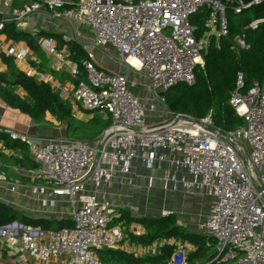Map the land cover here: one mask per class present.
<instances>
[{"label": "built area", "instance_id": "built-area-1", "mask_svg": "<svg viewBox=\"0 0 264 264\" xmlns=\"http://www.w3.org/2000/svg\"><path fill=\"white\" fill-rule=\"evenodd\" d=\"M226 1L235 3L236 14L264 3ZM205 8L211 10L205 23L208 32L198 38L192 18ZM227 8L219 0H43L10 16L7 21L17 26L42 13L91 29L95 48L111 47L125 66L146 74L153 97L147 105L126 75L100 70L91 57L84 62L85 78L78 81L73 100L84 112L109 118L110 126L100 136L40 143L28 135L3 132L26 143L37 165L25 187L40 199L43 208L56 209L67 202L71 225L48 231L19 222L1 227L0 264H103L100 254L121 250L127 238L125 223L117 222L121 213L108 200L105 188L117 179L136 185L134 162H141L148 171L163 169L160 181L167 193L207 201L198 233L207 235L215 245L213 257L203 262L189 261L194 246L176 239L141 246V256L156 255L170 245L176 249L168 264H264V82H254L245 94L241 91L244 77L238 75L230 104L243 125L226 133L215 127L211 115L195 119L168 113L166 96H161L179 84H196L195 72L204 66L211 37L229 35ZM3 28L4 22H0V31ZM235 43L238 48L246 47L243 37H237ZM40 44L51 56L58 54L54 41L41 40ZM6 54L21 63L28 51L11 48ZM71 74L80 77L77 66ZM27 75L33 76V71ZM159 108L164 109L165 124L148 126V113ZM7 153L22 157L16 151ZM7 180L0 173V181ZM155 182L154 176H148L145 189L151 191ZM171 214L165 212L163 217ZM130 232L143 235L145 229L135 224Z\"/></svg>", "mask_w": 264, "mask_h": 264}, {"label": "trees", "instance_id": "trees-1", "mask_svg": "<svg viewBox=\"0 0 264 264\" xmlns=\"http://www.w3.org/2000/svg\"><path fill=\"white\" fill-rule=\"evenodd\" d=\"M75 3L78 0H64ZM227 5L226 17L229 24V35L219 38L211 37L204 52V66L196 69V84L189 87L179 84L166 94V106L173 115H182L195 119H205L212 116L215 127L223 132H232L243 125L240 118L230 104L231 96L237 89L238 75L244 77L245 87L241 90L247 93L254 82H264V3L251 6L241 14H236L233 6L226 0H219ZM247 4L253 0H244ZM43 0H13L12 10L17 6ZM67 8L72 5L66 4ZM211 14V10L205 8L192 18L198 38H203L208 32L205 23ZM260 22L255 28L253 22ZM0 22H4V28L0 31L8 40L25 43L40 59V66L47 68L50 64L47 53L42 50L41 40H52L56 43V49L69 51L68 60L76 65L80 71L77 81L85 78L84 62L91 57L82 44L74 40H65L58 33L40 31L36 34L21 30L15 22L5 21L0 16ZM243 37L246 47L241 49L236 46L235 39ZM2 61L8 70L0 74V99L9 107L14 108L29 116L36 124L47 123V115L66 126L69 139L93 140L100 136L110 126L109 118H104L98 113L89 121H82L74 117L73 104L69 100H63L53 90L50 84L38 81L35 77L28 76L20 71L12 57L2 55ZM41 71L43 69L40 68ZM47 72L54 73L52 70ZM76 82V81H75ZM20 87L26 94L21 97L15 93V88ZM0 142L5 150L22 152V158H16L7 154H0V165H7L10 175H16L25 182L30 178L13 170V167L23 172L30 173L37 165L29 156V146L26 143L15 141L9 135L0 132ZM4 174V173H1ZM121 217L117 222L140 225L145 229L143 235L130 233L132 241L139 245H151L161 240H180L194 246L195 252L189 255L191 262H203L213 257L215 245L212 240L203 233L189 230L178 225L175 216L165 217H134L130 213L121 210ZM13 222H19L29 227L41 228L44 231L60 230L69 227L71 220L59 219H31L13 211L0 202V228ZM116 222V223H117ZM175 247L165 245L159 249L156 255L136 257L133 254L120 250H106L100 254L103 264H168L175 252Z\"/></svg>", "mask_w": 264, "mask_h": 264}, {"label": "crops", "instance_id": "crops-1", "mask_svg": "<svg viewBox=\"0 0 264 264\" xmlns=\"http://www.w3.org/2000/svg\"><path fill=\"white\" fill-rule=\"evenodd\" d=\"M30 4L31 2L24 4L22 8H19V9L17 8V10L14 9L12 13L19 11ZM12 5H13V0H0V16L2 18L5 19L8 15L9 16L12 15L11 13ZM18 27L21 30L29 32L31 34H36L37 32H40V31H46V32H52V33H58L61 35L65 33L70 35L72 33V30H74L75 34L80 36L81 38L87 37L85 34H81V32L83 33V31L89 30L93 37L91 39L92 43L95 39V34L92 32L91 29L87 27H79L77 25L70 23L69 21L56 20L52 18L50 15H44L42 13L31 16L26 21H24L22 24H19ZM85 38L83 40H85ZM65 40H68V38H65ZM11 48H15L17 52L28 51V55L26 56L23 62L18 63L15 61V64L18 67V69L26 74L28 73L29 70H32L33 71L32 77H35L36 79H38V81L50 84L53 90L56 91L63 100L71 101L73 104V113H74L75 118L82 120V117L86 115L87 117L89 116L90 118L89 120H91L94 117V115H90V113H86L83 110H81L74 103L73 93H74V90H75V87L78 81L76 78L72 76L71 70L72 68L76 67V65H74L68 60L69 51L67 49L58 51L57 55L51 56L47 51H45L41 47L42 50H44L49 57L50 64L47 67L48 70L50 69L54 71V73H50L46 71L47 68L39 67L41 64L40 59L37 57V55L34 52L30 50V48L25 43L14 42V41L8 40L5 34L0 33V51L2 52V54L0 55V74H3L8 70L7 65L4 64V62L2 61V55L8 56L6 52L8 51V49H11ZM102 49H106V47L101 48L99 53H96L93 55L90 54V52H88L90 57L95 59L94 62L96 66L104 72H108V73L118 72V73L126 74V72L128 71V68L127 66L124 65L122 57L109 46H107L108 50L106 51ZM40 68L43 69V71H41ZM137 74L138 73L133 72L131 81L129 80L131 82L130 85L132 89L135 90V93L147 105H150L152 103L153 94L150 88L149 80L144 72H142V75H137ZM14 90H15V93L18 94L19 96L26 97V94L23 92L22 88L17 87ZM102 116L104 118H107L104 115ZM46 119H47V123L36 124L34 121L31 120L29 116L23 114L17 109L9 107L5 102H3L0 99V132H4L7 130L11 132H17L20 134L28 135L34 141L36 140V141H39L40 143H44L47 140H52L55 138H61V137L68 138L65 125H61L60 122L54 119L50 114L47 115ZM165 122H166V118H165V113H164L163 108H159L158 112L148 113V122H147L148 126L150 127L160 126V125H164ZM7 151L8 150H5L3 147V144L0 142V154L4 153V154L9 155ZM15 151L21 154V156L23 155L20 150H15ZM9 156H12V155H9ZM132 173H133V177H132L133 182L136 183V185H134L133 187L122 184L120 182V179H117L109 187L105 188L107 190V198L109 201H110V198L114 194L118 193V192L116 193L117 190H125V193H127V192H130V190L137 189L138 187L142 185L141 189L143 191H146L147 189L145 188L148 185L147 177L150 175L156 178L155 188L163 187L160 181V178L163 175V169L148 171L145 169V167L143 166L141 162H134ZM123 198L125 199L126 195H124ZM195 199L205 200L204 198H201V197L195 198ZM60 205L62 207H59L53 210H56V211L64 210V213H66V216H67V214L70 213L71 211V206L67 202H61ZM49 210H52V209H49ZM206 211H207V206L205 210V215H206ZM62 219L67 220V218H62ZM134 225L135 224L126 226L127 227V231H126L127 238L122 244L120 251L133 254L136 257H143L141 256V246H145V245H139L135 243L134 241H132L130 237V233H131L130 229L134 228ZM136 251H138L139 253L138 252L135 253Z\"/></svg>", "mask_w": 264, "mask_h": 264}, {"label": "rangeland", "instance_id": "rangeland-1", "mask_svg": "<svg viewBox=\"0 0 264 264\" xmlns=\"http://www.w3.org/2000/svg\"><path fill=\"white\" fill-rule=\"evenodd\" d=\"M27 4V3H26ZM24 4L17 6V8H22ZM12 8V6H11ZM13 10L11 11V13ZM13 14V13H12ZM11 17L8 15L5 20H9ZM254 23V22H253ZM253 23L251 25H253ZM56 29V28H54ZM87 30V29H86ZM79 31V30H77ZM81 34H85L87 37L84 38L72 33L68 35L67 33L62 34L68 40H74L83 45L87 52L90 54L99 53L101 49H97L93 46L91 39L93 38L90 31H83ZM90 40V41H89ZM102 50H108L106 49ZM95 60L94 58H92ZM128 71L126 75L131 81L133 72L138 73L137 75H142V72H135L130 67H127ZM131 83V82H130ZM56 92V91H55ZM168 113H171L167 108ZM172 114V113H171ZM89 116L86 115L82 117V120L89 121ZM169 119H167L168 121ZM9 168L7 165H0V173H4L7 176L6 182L0 181V202L11 208L13 211L22 214L31 219H62L69 218V215L64 213V210L56 211L43 208L40 203V199L27 187H25L29 182L18 178L16 175H10L7 171ZM14 171L25 176V179L29 177V173L23 172L16 167H13ZM30 178V177H29ZM10 183L17 184L20 187L14 189L11 187ZM142 185L137 189L130 190V192L125 193V190H117L111 198L110 201L119 209L130 213L134 217H150L157 218L163 217V213L169 212L171 215L175 216V220L178 225L184 226L191 231L198 232L200 222L205 217V210L207 202L201 199H195L192 197L184 196L181 194L167 193L163 187L153 188L151 191H143ZM127 190V189H126ZM120 192V193H119ZM124 195L126 198L124 199ZM128 195V196H127Z\"/></svg>", "mask_w": 264, "mask_h": 264}, {"label": "water", "instance_id": "water-1", "mask_svg": "<svg viewBox=\"0 0 264 264\" xmlns=\"http://www.w3.org/2000/svg\"><path fill=\"white\" fill-rule=\"evenodd\" d=\"M161 96H162V97H165V96H166V94H165V93H162V94H161Z\"/></svg>", "mask_w": 264, "mask_h": 264}, {"label": "bare ground", "instance_id": "bare-ground-1", "mask_svg": "<svg viewBox=\"0 0 264 264\" xmlns=\"http://www.w3.org/2000/svg\"><path fill=\"white\" fill-rule=\"evenodd\" d=\"M134 64L138 67V65L136 63H134Z\"/></svg>", "mask_w": 264, "mask_h": 264}]
</instances>
